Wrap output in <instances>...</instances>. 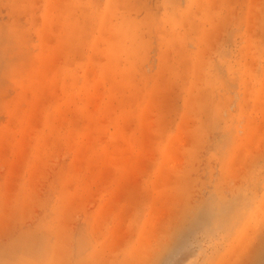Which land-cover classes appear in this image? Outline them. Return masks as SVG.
<instances>
[{"label":"rangeland","instance_id":"obj_1","mask_svg":"<svg viewBox=\"0 0 264 264\" xmlns=\"http://www.w3.org/2000/svg\"><path fill=\"white\" fill-rule=\"evenodd\" d=\"M263 230L264 0H0V264H262Z\"/></svg>","mask_w":264,"mask_h":264},{"label":"bare ground","instance_id":"obj_2","mask_svg":"<svg viewBox=\"0 0 264 264\" xmlns=\"http://www.w3.org/2000/svg\"><path fill=\"white\" fill-rule=\"evenodd\" d=\"M258 217H259V216H258ZM257 229H259V228H257ZM263 231H264V230H263ZM260 233H261V232H260ZM260 233H259V235H260ZM256 238H257V237H256ZM252 239H253V238H252ZM250 240H251V239H250ZM262 240H264V239H262ZM256 241H257V239H256ZM251 242H252V244L256 243V242H253V241H251ZM261 243H262V242H261ZM254 245H255V244H254ZM257 245H258V244H257ZM252 246H253V245H252ZM255 246H256V245H255ZM255 246H254V247H255ZM261 246L263 247V246H264V243H262ZM250 247H251V246H250ZM244 249H245V248H244ZM246 249H247V248H246ZM252 250H253V249H252ZM252 250H251V251H252ZM248 252H249V251H248ZM252 252H253V251H252ZM258 257H259L261 260L263 259L262 262L264 261V254L258 255ZM261 260H260V261H261ZM259 264H260V263H259ZM262 264H264V263H262Z\"/></svg>","mask_w":264,"mask_h":264}]
</instances>
